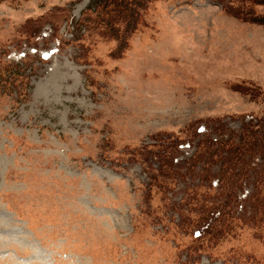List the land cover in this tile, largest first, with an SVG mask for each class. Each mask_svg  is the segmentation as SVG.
<instances>
[{"label": "rangeland", "instance_id": "obj_1", "mask_svg": "<svg viewBox=\"0 0 264 264\" xmlns=\"http://www.w3.org/2000/svg\"><path fill=\"white\" fill-rule=\"evenodd\" d=\"M90 1L0 0V264H186L179 200L198 179L149 201L142 161L174 146L186 172L217 128H264V28L153 0L124 45ZM245 254L264 264L248 230L187 264Z\"/></svg>", "mask_w": 264, "mask_h": 264}, {"label": "trees", "instance_id": "obj_2", "mask_svg": "<svg viewBox=\"0 0 264 264\" xmlns=\"http://www.w3.org/2000/svg\"><path fill=\"white\" fill-rule=\"evenodd\" d=\"M151 1L153 0H91L85 10L88 14H102L105 26L112 29L116 33L114 38L125 45ZM211 1L219 3L226 14L264 28V0ZM84 20L85 18L82 19ZM249 88L256 95L263 92ZM195 130H198L197 126ZM216 131V137L206 135L193 144L195 150L189 158L186 172H182L181 166L174 161V146H168L162 152L149 149L157 164L155 168L151 167L148 158L142 161L147 163L148 200L152 198V189L162 198L176 186L178 179L184 180L187 175L198 179L197 183L185 186L179 200V209H182L178 213L179 229L191 238L185 248L186 264L189 263L188 260L209 255L210 250L223 242L239 238L244 230L264 243L263 125L256 120L243 126L239 132L222 128H217ZM197 134H200L199 131ZM187 143L190 144V140ZM174 145L178 148L177 143ZM194 162H201V166L196 169ZM212 166H216V169L210 174ZM248 171L251 172L248 174ZM249 175L252 177L253 191L246 197L237 195V190L244 193L242 183ZM231 257L236 259L235 263H242V258L250 263H262L249 254Z\"/></svg>", "mask_w": 264, "mask_h": 264}]
</instances>
